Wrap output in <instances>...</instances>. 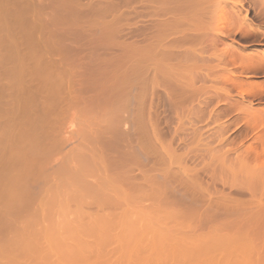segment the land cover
Masks as SVG:
<instances>
[{
    "label": "bare ground",
    "instance_id": "bare-ground-1",
    "mask_svg": "<svg viewBox=\"0 0 264 264\" xmlns=\"http://www.w3.org/2000/svg\"><path fill=\"white\" fill-rule=\"evenodd\" d=\"M73 1L71 2V6L73 4ZM76 1H75V3H76ZM207 1H209V4H207L208 3ZM210 1L211 0H142L140 2L142 4L144 10H146L148 6H149L148 8L153 7L152 10L149 9L148 11L144 12L143 15L146 17H148V16L152 17L153 19L150 20V24L148 23V24L143 25V27H142L143 31L141 29V31H142L141 36L143 37L142 38L143 44H142V46H140L141 47L140 49L138 48L137 51H134L135 50V47H133L134 45L132 46V44H130V43L126 44L123 42L124 44H121L122 46L121 45L120 46L124 47V50L126 49L125 55H122V56L120 55L121 57L117 56L119 58H116L115 61L113 59H111V61L110 60L108 61L107 58H110V57L105 58V57L101 56L103 58L100 57L99 60L97 57H96L97 59L94 58L93 60L88 57L90 60L89 59L83 60V62H81V66H93V67H87L83 71H82V69L84 67L82 68L80 66V68H82V69L78 68V66L74 63L75 60L73 61L74 65L77 66V67L75 66L76 69L77 68L79 69V70L77 69V71L79 72L81 70L79 73H77L79 75L78 77L81 76V78L78 80L74 79V77H73L74 72L73 71L70 72V70H66L67 71L66 76L69 77L71 75L72 78L67 77L68 79L66 80V84L68 85V83H67L68 80L70 81V82L68 81L70 84L68 85L69 87L67 88V90L66 91L64 90L65 92L63 91L64 92L63 94H65L63 96H66L68 103L66 102L67 103L66 107L60 106V107H63L62 114H64L65 111H67L68 109L71 110L73 106L77 107L78 109H79V107H81L80 108L81 112L86 116L93 115L95 113L97 114V115H93V117L91 116L92 118L89 116L91 119H90V122L87 121V123H90V126H92V125L94 126V124H92V121H93V119H95V121H96V117H98L97 119H99V120H97V121L99 123H97L96 126H94L95 129H92L93 127H88V128H91L92 130H95L97 133H94V131L92 132L90 130H88L89 133H87L86 132L87 130H86L84 132L85 138L79 136V138L81 137V142H80L79 138L77 137L78 138L77 141L79 143H82V141H83L82 144H84L85 141L88 139L89 140L88 142L91 143V145H93L91 148L86 143H85L86 147L80 146L81 148H79V147H78V149L73 148L72 151H70L71 149L69 148L70 149L69 154H66L68 152L63 150L66 152V153H63V155L64 154H66V155L63 156L61 154L63 156L61 158L57 155L58 154L57 152H59V149L56 152L57 157H56V155L53 156L54 154L52 155L51 153L50 154L52 156L49 155V157H48L47 154L49 153V151L47 153V149L45 151V149H43L44 147L41 149V151L42 150L45 151V152L42 151L43 154H41V151L38 152V148H41L42 146L41 147L39 146L40 140H38L37 131L34 132V130H33V128L35 129L38 126V125H35V122H37L36 121L37 119H34L36 117H31V116H33V115H31L32 111H33L32 109H34L35 107H38V106L34 107V104H33V107H34L33 108V107H31L32 105H30L31 103L29 102L28 97H27V94L30 93L27 91H29L30 89L29 90H26L27 88L26 89H24V88L19 89V85H20V82H22V78L27 76V71L30 70V68L28 69L29 63L32 62L33 64H35L36 61H38L37 57L35 56L36 58H33L31 56H27V54L23 55L24 53L22 54L23 56H20L21 55V53H20L19 56H15V57L13 56L12 57V55L7 54V52H5V51L2 52L3 49L6 51L10 50L9 47L7 49H6V47L2 48V50L0 49L1 63H2V65L4 64V68H3V66L0 65L3 68L0 71V93L3 90V92H2L3 96L5 94V99H3L4 98L3 96L2 97L0 96V135H1L0 139H3L4 137L5 138L8 137V134L6 132H4V133H5V135L7 134L6 135L7 137L2 133L3 130L6 129L5 125L8 124L9 122H12V120L18 121V122L14 121L15 124H13V125H15V129H14L15 131L13 132L14 137L12 136V138H15V141H14L15 144H14L13 148H10L9 153L7 152V154H9L8 159L10 158V163H9L10 165L6 163L7 165H9V167H8V169L6 168L7 169L6 172L2 173V175H1V176L4 175L3 179L6 182V186H5V182H4V188L2 189L0 187L3 190V191H1V189H0V204H1L0 207L3 209L2 210L0 208L2 210V212H0V213L6 214V211H8L9 209L12 211L13 209H11L12 208L11 206L14 205V203H17V205H19V203L21 201L18 202L17 200L19 197H21V198L23 197L21 194L24 193L25 191L22 192L21 191L22 188L24 186H27V184L29 185V183H26V185H24V184H25V182H27L26 179L27 178L29 179V177H30L29 175H30L31 169H34L36 167H40L39 169L41 170L42 167H48L52 163H55L54 161L58 160L57 163L54 164V166L57 167L56 170L54 169V171H52V173L50 175L44 176L45 177L44 184H42V186H38L39 188L37 189V193H36L37 195L35 197V199H36L35 200V206L36 207L33 209V211H31L27 214L28 215L27 217H26V214H23V216H25L24 217L25 219H21V220H23L22 227L21 226L18 227V225H16L19 228L18 229L19 231L12 229V230H14V235L10 238L7 237L8 239L7 238L5 239V237H4L5 245H0V264H117V263L119 264L118 261H120V264H122V262L125 264H128V263L134 264L133 262H136L135 264H140L141 262L140 263H138V262L143 260V258H145L144 261H146V264H148V263L150 264L151 261H154V264L156 262H158L157 264H161V263L162 264H171V263L173 264L174 261H181V263L182 262L186 263L187 260L188 261L190 260L189 262H191V260H192L191 263L195 264V262L199 261L200 259L201 260L207 259L205 254H203L204 253L203 249L204 250L205 249L212 250L213 248H216L219 246L226 248L227 245H229L230 243H232L230 246H232L235 243V245L237 246V248L239 247V249L236 250L237 248H235L234 249V251L236 250L235 253L233 252V250H230L228 253L227 251L229 249H233L235 247V245L232 247H230V246L227 247L226 249L229 248L228 250H224V249H222V247H219V250L217 249L218 250L217 251V259L219 258L221 252H223L222 254L228 253L227 254L228 257L225 254H224V256L221 254L223 256L222 258L220 257L222 259L221 263L227 264V261L225 262L223 260L224 259L227 260L226 257L228 259L230 257V260L233 259L235 261V259H236V261H235L236 263L233 260H231V261H233V262L230 261L231 264L232 263L233 264H237V263L241 264V262H243L242 264H255V262L253 263V261H255L257 258L255 257L256 259H254L250 263V257L252 258L253 256H255V252L256 253L258 252V250L260 249L259 247L262 246V244H261L262 240L260 242H258L259 239H261V237L260 238L258 237L260 234V231L258 233V230L261 227L260 228L256 227L257 224L254 225V223H255L254 219H256V217H259L262 215L264 216V203H261V201H259L258 203H255L252 201L251 202H249V201L248 202H240L241 200L239 199V201H237L238 198H234L232 194L237 193L240 196V194L245 195V192L246 193L249 192L250 197L255 196V195H257V197H258V194H259V197L261 196L262 198H264V135H263L264 131L263 130L257 131L256 134L254 133L251 137L249 136L250 131H253L255 129V127H257V125L260 127L261 123L262 124L264 123V112L261 110L263 114H261V111H260V113H258V112H256L257 110H255L256 108L254 109L250 104L247 105V103H246L245 108L243 107L244 109H242V113H244L245 115L247 114V116H249V119H248L249 121L246 122V124L244 126H242L243 128L239 127L240 129H238L236 127L237 129L233 130L231 132L228 124L217 125V126H215L216 129L213 130L214 132H212V134H210V133L207 134V135L212 136V137H210L212 140L210 141V139H208L209 141H207V146H205V148L202 146L205 144H201L202 148L200 145H198V146H200V149L195 150V149H193V147L189 148L190 150H187V153H185L186 152L185 151L184 152L185 155H183V156H179L178 155L179 152H177V155H178L177 156L175 154L176 152H171V149L169 151V148H168V149L162 150L165 152V156L163 154H162L163 156H160L161 154L156 150V147H157L156 144H158V142L157 143L155 142V140L156 141L158 140L159 144L161 142L159 140V137H160L159 133L157 132L158 126H155V125H158L160 123L158 121L155 122V120L153 121L152 118L150 117L153 114L156 116L157 109L153 108V106L155 104L153 106H151L152 102H151V104H149L150 106L147 105V111L149 114L148 116L152 120L150 123L148 122L149 117L146 114L147 111L144 109V107H145L144 104L146 105V102H147L146 99L149 97L148 93L151 92V94H152V93H154L155 90H156L155 92H157V90H158V92H160L159 89H161V88L157 89V87L161 86V85L163 86L164 91H166L164 93L166 95L165 98L167 100L166 104L168 105L166 110L168 109L167 111L169 112V109L173 110V107H176L177 104L179 107V105L182 103L183 99L184 100L188 99L187 97L186 98L182 97L181 100L178 99L179 97L181 98V96H183L184 94H185V96L187 95L186 91L188 89H184L185 91H183L184 87L189 86V88H190V86H191V88H193L192 87L193 84H195L198 81L199 82L203 81L204 83H205V81L209 82V79L211 78L210 76H213L214 77L213 80H216V82H219L221 84H224L225 81L227 79H230V78L234 81L235 80L241 81V79H238V77H237L239 75V73L237 76L235 75L236 77L234 76V74H237L236 73L237 70H235V69H238V68L240 69V70H238V72L240 71V73H244L245 75H243V76H246V77L250 76V75L249 76L247 75L248 73H261V71H264V50H262V49L257 50L256 49L257 51L255 50L256 51L255 53H251V52L250 53H244V51H242V49H240V47L237 48L232 43L233 41L234 42L236 41L235 38L237 37L238 40H241L246 44L256 41L257 44L264 45V43H262L264 41V29H262L260 26H256L252 22H249L250 20L247 21L246 14L248 13V8L246 9L243 6L244 5L243 2L245 0H219V1L216 0L217 2L214 0L215 2L214 1L211 2V3H214V4H212L213 7H211L212 5L210 6V4H211ZM251 1H250V4L254 5L252 7V9L255 10V11L253 10L254 15L255 16L257 15V17L259 16L260 18L262 17V20H264V5H263L264 0H251ZM262 1H263V4H262L263 11H261L262 8H260ZM66 2L69 3V1H66ZM258 2L260 3V5H258ZM11 3H12V1L10 2V0H0V30L2 29V27H5L6 33L8 30L13 31V28H11V24H10V22H12L10 20V17L11 18L13 17L12 15L10 16V14L13 13V11H11V9H13V7H11ZM76 4H78V3H76ZM76 4H73V6H75V8H76ZM79 4H80V2H79ZM151 4H153L152 7H150ZM205 4L208 5L209 7L204 6ZM220 4H221V6H220ZM227 4H229V5L227 6ZM26 5H27V3H26ZM81 5L84 6V4H81ZM85 5H86V7L88 6V4H85ZM61 6H65V5H61ZM101 6H103V5H101ZM58 7H60V6L58 5ZM68 7H69V5H68ZM114 7H115V5H114ZM219 7L221 9H219ZM228 7H229V9H228ZM63 9H64V7H63ZM243 9H244V13H243ZM80 10H82V7L80 8ZM97 11H98V9H97ZM134 11H136V10H134ZM149 11H150V13H147ZM89 12H90V10H89ZM105 12H108V11H105ZM211 12H214V14H213L214 17L219 12L220 13L218 15L223 13L222 14V17H223L222 21L224 20L225 25H223V26L222 25L221 26L216 25L215 22L218 23V21H215L216 18H213V21H215L214 23L210 21V24H209V22H207L206 26H204V22H205L204 19L207 18V21H208V17H206V16H208L209 14H212ZM70 14L72 15V13H70ZM94 14L97 15L98 13H94ZM134 15H135V12H134ZM77 16H78V13H77ZM130 16H133V15L130 14ZM213 16H210L209 18L212 19ZM91 17L93 18V16H91ZM112 19H114V18H112ZM89 20H91V19H89ZM111 22L109 21V23H111ZM91 23H93V22H91ZM91 23H89V24H91ZM12 24H13V22H12ZM103 24H102L103 26L101 25L102 28L105 26V23H103ZM207 24H208V26H207ZM8 25H10L9 28H11V29L7 28ZM113 25H115V24H111V26H113ZM116 27H114V28H116ZM125 27H126V25H125ZM81 29H84V28L82 27ZM119 29H121V28H119ZM104 30H102L101 32H103ZM131 30H132V28H131ZM131 30H129V31H131ZM5 32L2 31V33H5ZM110 32L107 31L106 34H108ZM115 32H116V30H115ZM6 33L4 34L5 36H6ZM9 34H10V32H9ZM9 34H7L8 36L6 37V39L9 42L10 48L13 45H14L13 47H15V45L17 46L18 42L14 43L16 41L15 40L13 41V39H12V41H13L12 42L10 39L11 34L10 35ZM110 34H113V32ZM115 34L118 35V33H115ZM100 35H101V33H100ZM11 36H13V34ZM231 36H232L231 43H229V44L225 43L226 41L224 42V40H223L224 37L229 38ZM12 38H14V37H12ZM113 41H115V40H112L111 42L109 40L108 44H110L111 46L117 45L118 41H116L115 43H113ZM119 42L122 43L121 41H119ZM0 43L3 45V43H6V41L0 42ZM219 43H223L224 47L220 48ZM237 43H239V42H237ZM7 44L8 43H6V46H7ZM11 44H13V45H11ZM23 45H25V44H23ZM105 45L107 47V44H105ZM21 46L22 45H20V47ZM120 46H116V47L118 48ZM244 46H246V45H244ZM3 47H4V45H3ZM26 47L27 46H25V48ZM15 49L16 48L11 49L13 54L15 52L14 51ZM18 49H20L19 46H18ZM18 49H16V50H18ZM102 49H103V47H102ZM23 50H25V52H27L26 49H24V46H23V49L21 51H23ZM10 51H9V53H11ZM18 51H20V50H18ZM91 52L93 53V49ZM64 54H66V53H64ZM109 54L111 55L110 52H109ZM93 55H94V53H93ZM62 56H63V54H62ZM75 57H77V55ZM79 57H80L79 59L81 60L82 57L81 56H79ZM111 57H112V55H111ZM66 58H64L65 60L62 61V63H66V61H67ZM73 58H74V56H73ZM104 58H105V61H104ZM70 59L73 60L72 58H70ZM101 59H103V60H101ZM58 60L61 61L62 59H58ZM67 62L70 63L71 61L69 60ZM188 62H190V63L192 62V64L188 65ZM212 62H214V64H210ZM71 64H72V62H71ZM27 65H28V67H27ZM74 65H73V67H74ZM64 68L67 69L66 67H64ZM33 69H31V70H33ZM69 69H70V67H69ZM182 71H188L190 73L189 74L187 72L188 75H190L189 76L190 78L188 80V84H190V85L186 84V82H184L185 80H183V81L180 80L181 77L180 78L178 77V76H180V73ZM200 71H202V72H200ZM31 72H30V74H31ZM47 74L50 75L49 72H47ZM181 74H183V73H181ZM49 75H47V77L51 78ZM240 75L242 76V74H240ZM31 76H33V75H31ZM53 76H54V74H53ZM246 77H244V78H246ZM25 78H27V77H25ZM36 78H38V77H36ZM59 78L61 79L62 77L60 76ZM63 78L65 79V77H63ZM51 79H47V80H50V82L49 81L46 82L47 80L45 79V84L48 83V84H46V85H48L47 87H49L50 85H52L54 83V82H51ZM186 79H188L187 76H186ZM231 79L227 80V82L229 81V83H225V84H230V82H231V84H233V81ZM23 80H24V78H23ZM52 80H54V79H52ZM38 82H39V80H38ZM61 82H62V80H61ZM61 82H59V84ZM49 83H51V84H49ZM184 83L187 86H185ZM248 83H249V81H248ZM254 84H255V87L261 88V89L256 90V89H254V87L248 86L250 88V90L248 88H247V90H244V88H243V90L246 92L250 91L248 93L252 94L253 96L256 95V92H258V94L260 92L263 95L264 82L254 83ZM248 85H250V84H248ZM52 86H54V84ZM194 86L196 87V85H194ZM39 87H40V85H39ZM244 87H245V85H244ZM36 88H38V87H36ZM51 88L50 89L47 88L49 90L47 92H49V93L46 94L47 96L45 94H43L44 99L42 98L41 99L42 102L40 103L41 108H42V112L44 114V111H45V113H47L46 115H48V114L51 115L52 114L51 112L55 111V110H53V108L56 109L57 108L56 106H58L57 104L60 103L59 102L60 100L58 99L60 97V96L58 97L59 94H56V95L54 94L56 96V98L57 97L58 98L53 99V98H55V96L53 94H50ZM200 88L198 86L196 87V89H198V90ZM201 89L203 90L204 88L202 87ZM191 90L192 89H189L188 91L190 92ZM193 90H195V89L193 88ZM25 91L27 92V94ZM55 91H57V89ZM55 91H52V92L55 93ZM192 91H191V93H192ZM223 91L224 90H222L221 92H223ZM194 92L196 93V91H194ZM213 92L211 94L206 92L208 95L210 94L209 96L205 97V99L207 100L206 101L207 105H210L211 100L213 98H219V94L217 93V88H215V91H213ZM160 93L162 94V92H160ZM191 93H188L189 96L191 95ZM48 94L50 95V97H48L49 96ZM44 95H45V97H44ZM153 96H155V95L153 94ZM31 97H32V95H31ZM52 99L53 100H59V101L55 102ZM232 99L233 98H231V100ZM63 100H61V101H63ZM178 100H180L181 103H180V101L178 102ZM204 100L201 101L203 104H205ZM225 100H227V99H225ZM228 100H230V98ZM228 100H227V102H228ZM50 101L55 102V103H51ZM144 101H146V102H144ZM148 101H150V100H148ZM187 101L188 100H186V102ZM193 101L194 100L192 99V102ZM184 102L185 101H183V103ZM155 103H157V101ZM230 103H233V102H230ZM50 104H53L54 107L51 106ZM206 104L204 106L207 108ZM141 105H143V107H141ZM50 106L52 107L51 110H50ZM233 106L236 108H240L238 104L237 105L232 104L231 107H233ZM67 107H68V109H67ZM165 107H166V105H165ZM183 107H186V106H183ZM234 107L232 109H234ZM199 108L200 109H197V110L195 109V111L199 112L200 119H198V120H201L202 117L204 116L203 115L204 110H202L203 108H201V106ZM236 108H235V110H236ZM154 109H156V110H154ZM176 109H175V112H176ZM183 109H185V108H183ZM262 109H264V108H262ZM144 110L146 112H144ZM237 110H240V109H237ZM183 111H185V110H183ZM205 111H206V109H205ZM37 112H38V110H37ZM194 112H193V114H194ZM213 112H214V110L212 111V113ZM71 113H74V110H73V112L71 111ZM71 113H69L68 115H70ZM75 113H74V116H73V114L70 115V116H73L74 121L77 120L76 115H77L78 111L77 112L75 111ZM82 113H80V115L83 118L84 115ZM123 113H125V115L127 114L126 117L123 116ZM177 113H179V112L177 111ZM197 113H195V114L197 115ZM210 113H211V111L208 112V118H209ZM145 114H146V117H145ZM167 115H170V114H167ZM172 115H173V113H172ZM179 115H180V113H179ZM185 115H187V113ZM201 115H202V117H201ZM77 116H79V115H77ZM94 116H95V118H94ZM155 116H154V118H155ZM61 117H62V115H61ZM61 117H60V119H61ZM180 117H182V116H180ZM46 118H48V121H49V117H46ZM57 118H58V116H57ZM57 118H56V120H57ZM146 118L148 119L147 123L145 120ZM66 119L71 121L72 118L70 119L67 116ZM130 119H131V121H130ZM166 119H165V121H166ZM170 119H171V117H170ZM50 120H53V118ZM127 120H129V123L131 122V124L133 125V127H131V129L133 128L134 130H132L133 133H131V135L133 136L134 134H136L138 137L135 139L136 142L133 141L134 139L132 137H130V138L128 137L129 142L126 141L127 135L130 136V134H129L130 132L128 130H127V132H125L124 129H123L124 130L123 132L118 130L120 123H124ZM162 120L164 121V119H162ZM60 121L61 120H59V124L63 120L61 122ZM74 121L72 120V124ZM201 121H203V120H201ZM83 122H84V120H83ZM44 123H46V122H44ZM63 123H65V122H63ZM84 123L86 124V122H84ZM144 123L145 124H148V123L151 124V125L148 124L150 127L149 130H148V125L146 127ZM207 123H208V121H207ZM126 124H124V125H126ZM61 125H63V124H61ZM163 125H165V124H163ZM66 126H62V128L65 127L63 129L66 130L69 127V125L67 127ZM176 126H177V124H176ZM207 126H208V124H207ZM47 127H49V126H47ZM55 127H56V125H55ZM151 127H152L153 131H152ZM7 128L10 129V126ZM58 128L59 127H57V129ZM60 129L57 130V133L59 136H61L60 135L61 131L58 132ZM120 129H122V128H120ZM179 129H177V130L179 131ZM181 129H183V127H181ZM197 129H193L192 133L194 130H195V132L196 131L198 132ZM81 130L83 131L84 129H81ZM159 130H161V127ZM167 130H169V128ZM6 131H7V129H6ZM66 131L68 132V130H66ZM66 131L64 132V135L61 137L66 138V136H67V135L65 136V134L67 133ZM118 131L121 133H118ZM146 131H149V135L146 133ZM150 131H152V132L150 133ZM155 131L158 133V135ZM178 131L174 130L173 132L176 134ZM228 131H230V133ZM52 132L54 133V131H52ZM91 132L94 133V136H92L90 134ZM165 132H167V131H165ZM190 132H189V134H190ZM70 133L71 132H69L67 134H70ZM174 133H172L173 137H172L171 133H170V135L172 138H174V136H175L176 137L175 139L179 140V142L176 140H175V142L173 141L174 143H176V142L178 143L177 147H179V148L182 147V149H183L185 146L187 147L189 145V142L186 143V141H185L186 138L184 139L185 135L184 136L179 135V136H182L183 137L182 138V137H179L177 135H174ZM196 133H195V136H194V134L192 135V136H194V138H197V136H199V135H196ZM201 133H202V131H201ZM54 134H56V133H54ZM89 134L91 135L92 138L90 137ZM108 134L110 136H108ZM162 134H164V133L162 132L160 135H162ZM58 135L56 134L55 136H58ZM78 135H80V131L78 132ZM187 135H188V133H187ZM42 136L43 135H41V137ZM46 136H48V135H46ZM76 136H77V134H76ZM156 136H157V138H156ZM192 136H191V138H189V137L188 138L192 139ZM70 137H72V139H73L74 136H70ZM171 137H170V139H171ZM200 137H202V136H200ZM48 138L50 139L51 137H48ZM194 138L192 140H194V142H195ZM207 138H208V136H207ZM55 139H56V137H55ZM62 139H61V141H62ZM160 139H162V138H160ZM202 139H204V138H202ZM11 140L13 141V139H11ZM43 140H45V139H43ZM172 140L173 139H171L170 142H168L169 143V145L167 144L168 146H170V143L172 142ZM205 140H207V139L205 138ZM205 140H202V141H205ZM55 141L56 140H53V143ZM59 141H60V139H59ZM59 141L57 140V142H59ZM124 141H126V142H124ZM200 141H201V138H200ZM46 142L48 143V141H45L44 143H46ZM76 142H75V144H76ZM122 142L127 143V145L125 147L126 148L128 147L127 149L125 148L126 150H123V151H122V149L120 150L121 145H119V143L121 144ZM133 142H135L134 147H133L134 149H132L130 147ZM49 143L51 144L50 141H49ZM66 143H67V141H66ZM79 143L77 144L78 146L80 145ZM95 143H97L96 144L97 146L95 145ZM212 143L213 144L215 143V144H214V146L210 147ZM50 144H48V146ZM57 144H60V143H57ZM71 144H73V143H71ZM163 144H162L161 148L163 147ZM190 144H191V142H190ZM198 144H200V143H198ZM2 145H4V144H2ZM54 145H55V143H54ZM94 145H95V147H94ZM114 145H117V146L115 147ZM192 145H193V141H192ZM52 146H53V144H52ZM52 146H51V148H52ZM73 146H75V145H72V147ZM4 147H6V146L4 145ZM58 147H59V145H58ZM98 147H100V149ZM121 148H122V146H121ZM130 148H131V151L129 150ZM178 149H177V151H178ZM3 150H2V153H3ZM48 150H49V147H48ZM7 151H8V149H7ZM63 151L60 150V153ZM50 152H52V150ZM5 153H4V155H5ZM45 153H47V154H45ZM43 155L44 156L46 155V156L44 157ZM204 157H208V158H206L207 161L205 160ZM192 158H193V160H197L198 158H200V159L202 158L201 162L206 161L203 163L200 162L201 165L199 164L200 160L198 161V164L200 165L201 168L198 166V164H196V166H198V167H196L194 164V167H196L199 170L201 169L200 172L198 170L193 169L194 172L192 174V171H191L192 168L189 169L190 170L189 171L188 168H186V167H188V166H186L187 164L185 165L183 163L186 160L191 161L190 159H192ZM139 159H141V160H139ZM2 160H3V158H2ZM8 162H9V160H8ZM161 163H163V165H162L163 167H168V168L171 167L170 165L173 166L175 164L176 165L178 164L177 166H180L183 169L182 172H184V170H186V169L188 170V171L187 170L186 171L189 172V174L188 173L185 174V175H187L186 176L187 180L185 178H183V180L181 182H179V184L182 185V189L179 190V193H178V190L177 191L175 190V192H177L178 194L182 193L183 197L187 196L189 198L190 203H188V204H191V202H193V201L195 203H198L199 201L202 202L201 200H198V198H200V199L203 198L205 200H203V199L202 200L207 203V206L208 205H210V206L207 208H206V206H204L206 209L203 208L204 209L203 210L201 208V205L196 204V206L198 205V207L201 208V211H200V209L192 208V206H190L188 204L187 205L190 206L191 208L188 206H185V207H183V209H181L178 206L179 204L176 205L177 208L178 207L180 208V209L178 208L179 210H174L173 208H167L168 206H166L165 203H169L168 202L169 198L173 197V196H171L172 193L175 194V192L173 190L175 187L173 186L174 188L172 187V189L170 187L171 190H169V187L167 189V187H165V186H167L166 184H168L170 182L175 183V181L172 179H170V181H169V178L171 177L170 176L171 173L174 172L173 173L174 176H177L178 174L175 175V173H177V169H176V172L174 169H173V171H171V169H170V171L164 172L165 173V174H163V175H165V176H163L164 181L162 179H161V181L165 182L167 177H168V179H167L168 181L166 180V182L163 184L162 182L159 181L160 179L157 180L158 178L156 177V175H154V174H156V173H154V171L158 172V173H159V171L163 172L162 169H160L159 171H156L157 170L156 167L159 168L160 167L159 165ZM181 164L185 165V167L181 166ZM4 165H3V167L5 168L6 165L5 166ZM54 166H52V167H54ZM162 166H161V168H162ZM69 167H72V168H69ZM132 167H140V171L138 170L139 172H141L140 177L137 174H135L139 178L135 177V175H134L135 168H132ZM144 167H147V169ZM223 167H229L230 168L231 176L229 175L228 176L229 178L222 179L220 177V175L223 171ZM1 168L2 167H0V169ZM168 168H165V169H168ZM42 169H44V168H42ZM99 169L101 171H98ZM132 169H134V170H132ZM94 171H98L101 175L100 174L98 175L97 174L98 172L95 173ZM132 171H133V175H131ZM190 172H191V176H190ZM37 173H40V171ZM179 173H181V172L179 171ZM200 174H201V176H203V174H204V176L206 175L207 178H209V181H211L210 184L211 185L213 184L212 185L213 187L216 186L214 183H216L218 181L221 183V184L220 183L219 184L222 185L223 187L225 185H227L231 191L229 190L226 193L231 192L230 194L232 196L229 195L230 198H228V195H226V196L222 195L221 196V194H222L221 188L220 187H218L219 189L216 188L218 186V184L215 188L212 187L213 190L211 189L210 184L208 185V187L210 186L209 187L210 189L205 188L206 189V191H205V189L202 188L203 186H201L200 188H202L203 190H200L198 187V178H199ZM37 175H38V178H39V176H40V178L42 177L41 176L42 174H37ZM88 175L91 178L94 176H97V177H95V179H96L95 183L94 182L89 183L90 181L88 182L86 180L88 178L87 177ZM181 175H180V177L182 178L183 175L182 176ZM1 176H0V178H1ZM159 176L161 177L160 174H159ZM31 177H32V175H31ZM44 177H42V178H44ZM165 177H166V179H165ZM40 178L38 180H41V182H43L44 179H40ZM200 178L202 179L203 177H200ZM92 179L94 180V178H92ZM24 180H25V182H24ZM185 180L188 182H185ZM32 181H33V179H32ZM178 181L179 180H177L176 182L178 183ZM172 183H170V184H172ZM180 185H178V186L180 187ZM1 186H3V185H1ZM21 186H22V188H21ZM20 188H21V190H20ZM28 188L29 187L27 186V189ZM164 188H166V189H164ZM34 190L36 191V189H34ZM165 190H167V191L169 190L172 192V193H170L171 195L169 194L170 195L169 198L163 197V195L165 193H167V191H165ZM190 190L192 193H194L192 198L189 197V196H192V193H191V195L189 194V196L187 194L188 192H190ZM225 190L226 189H224V191ZM177 193H176V195H177ZM217 193H218V196L220 195V197H217ZM223 194H224V192H223ZM213 195H215L214 198L216 197L214 200L215 203L213 202V199H214L212 197ZM244 195H242V196H244ZM178 196H179L178 203L179 202L181 203V197L182 196L181 195H178ZM204 196H208L209 199L207 197H204ZM246 196H248V195H246ZM175 197H177V196H175ZM259 197H258V200L261 198V197L260 198ZM166 198L168 199V201H166L167 200ZM206 198L208 201H206ZM86 199L90 200V202L88 203L89 206L90 207L92 206L94 208V209L92 208L94 212L92 211L90 214L91 216L93 215L92 217L89 216L88 211H85L87 213V215H85L86 213L84 212V209L82 208V206H83L82 203H87V202H85V201H87ZM170 199H172V198H170ZM174 199L176 200V198H174ZM233 199H236V200H233ZM20 200H22V199H20ZM145 200H149L147 203V204H149V206L147 205L146 208H144V210H141L139 208V206H140L139 203H141L142 201H145ZM209 201L210 202L212 201L213 203L211 202L212 204L211 203L208 204ZM263 201L264 200H262V202ZM71 202H73L75 204V209L73 210V212L78 216V218L74 222L75 224L73 223V221L70 223L67 220V222H66L64 220V218H63V220H64L63 224H59V223H61L59 221H58L59 223H57L56 221L58 219L55 220V218H56L55 216L59 215L58 217H60V215H62V214L67 215L72 210L70 208V204H72ZM120 202H121V204L124 203L123 204L124 208H120V207L117 208L118 204ZM150 202L152 204H150ZM183 202L186 205V202L184 200H183ZM200 202H199V204H200ZM131 203H134V204H131ZM153 203H155L154 206H153ZM182 203H181V206H183ZM130 204L132 205L131 207H129ZM214 204H215V206H213ZM85 205H84L85 210L89 209L88 207L86 208L87 205L86 206ZM8 206H10L11 208ZM151 206H153V207L151 208ZM15 207H16V204H15ZM15 207L13 206V208H15ZM186 207L189 209H187ZM184 208H186V209H184ZM15 209H14V211H16ZM146 209H148V210H146ZM112 210H114V211H112ZM9 211H8V213H9ZM17 211H19V210H17ZM29 211H30V209H29ZM106 211L107 212L112 211V213L111 214L107 213L108 215L107 214L105 215ZM220 211H221V214L231 215L235 218V221H234V219L232 220V218H230L231 220L228 219L230 221L224 220L225 219L224 217H223L224 219L218 218V221H219V219H221V222L223 221L224 224L227 222V224H225V225L223 224L221 226H227L229 229V228H232V226L234 225L236 230L242 229L243 233H245L246 231H247L246 233H248V230L252 231L251 228H253V229L255 228V230H254L255 232H252V233L249 232L250 233L249 235L251 237L255 236L256 239L254 237L252 239V240H254V242L250 240V238H249L250 236L244 235L243 233L241 235L240 234L241 231L239 232L238 230H237L238 232L237 231L236 232L239 233L240 237H236V235H235V237H231L230 235H229V237H225V234H222V235H224L223 237L227 238L226 240H225V238L223 239L222 235L220 236L216 232L215 234H217V236L220 238L219 239L218 237L215 236L214 232H211L212 231V228H211L210 229L211 231H209V232L211 234L213 233L214 235L213 234L212 235L214 237L211 236V238L209 240L207 239V237L209 235L206 237V235H204L205 233L203 234V232H202V234H200V235L201 236L204 235L203 239L200 235H199V237L197 235L195 236L198 238L201 237L200 239L195 238V237H193V239H192V237H191L192 240H194V238L196 240H199L196 243H195V241H192L190 239L191 243L194 242V244H196V245H194L193 243L191 244L189 242H186L185 240H180V242H179L178 238L175 241V242H177L175 244V242H173L174 241L173 239H175V238L172 239V237L174 236L173 234L176 235V233L173 231V228L171 227V229L174 233L171 232V229H169L170 227L167 228L168 229L167 232L162 230L163 226L161 227L163 220L164 219L170 220L169 217H172L174 219H178L182 216L189 215L191 219H193V217L196 216V217H194V219L198 218L199 221L201 218L200 224L198 223L199 222L198 219L197 220L193 219L194 222L197 221L196 224L198 223L197 224L198 226L196 224H194V226H196V227L192 226V228H191V226L189 227V225L184 226V228L186 226L188 227L186 229L189 230V232H188V234H189L190 232H192L191 230H193L194 228L199 229V230L200 229H206L207 226H205V225H208V224H206V222H204V221H206L205 219L207 217H213V216L215 217L216 215L219 214ZM25 212H26V210H25ZM89 212H90V210H89ZM132 213H135V215H136V213L139 214L140 216L139 215L138 216L140 217V219L138 218V220H137L133 217L135 219L134 220L133 218H131L134 215ZM148 213L153 214V216L150 214L153 218L156 217V215L157 216L158 215L159 216L160 215H167L168 219L165 218L166 216L165 217L163 216L164 218H162V216H160L161 221H162V222L160 221L161 224L157 223L158 220L156 221L155 225H154L155 221H154V223L150 222L152 225H154L152 227V225H149L150 220H146V217H144V215H143V214L149 215ZM20 214H22V213H20ZM75 214H74V216H75ZM14 215L16 216V214H14ZM142 215L144 218L141 217ZM17 216H19V218H20V215L17 214ZM64 216L62 215L61 217H64ZM85 216H86V218H88V219H86L87 222H84L82 220L83 217H84L83 219L85 220ZM3 217H4V215H3ZM217 217L218 216H216V221H217ZM219 217H221V215ZM15 218L17 219L18 217H15ZM15 218L13 217L12 219H15ZM19 218H18L17 222L20 221ZM21 218H22V216H21ZM66 218H68V217H66ZM130 218L132 221L130 220ZM153 218L150 217L151 220ZM246 218H248V219H246ZM259 218H258V220L260 221L261 218L260 219ZM203 219H204V221H203ZM207 219H209V218H207ZM213 219H215V218H213ZM238 219H240L239 221L244 220L245 223H241V222L235 223L236 221H238ZM63 220H61V221H63ZM73 220H75V217ZM209 220L211 221L212 218ZM3 221H4V219H3ZM187 221H185V219L182 218L181 224H183V222H185L187 224ZM210 221H208L210 223L209 225H213L212 222H210ZM262 221H263V218H262L261 222ZM15 222L16 221L13 220L12 224L14 225ZM20 222L22 223V221H20ZM44 222H46V223L44 224ZM219 222L217 224V227H215L216 225H214V227H215L213 229L214 231H217V229H223V227L218 226V225L222 224V223L219 224ZM246 223H247V225H246ZM16 224H18V223H16ZM157 224L161 227V229H159V226ZM163 224H165V222ZM240 224H241V226H238ZM244 225H245V227H244ZM248 225L250 226V228L248 227ZM16 226H14V227L16 228ZM166 227H167V225H166ZM227 227H224V229H226ZM246 227L249 229H246ZM208 228H210V226L207 227V230H208ZM243 228H245L246 231ZM10 229L11 228L9 226V230ZM228 229L224 230L225 233L226 232L232 233V231L234 233L233 228H232V230H230V229L228 230ZM256 229H257V231H256ZM168 231H170L173 234H170ZM196 231H198V230H196ZM196 231L194 230L193 232L196 233ZM200 231H202V230H200ZM229 231H231V232H229ZM7 232H8V230H7ZM220 232H221V230H220ZM9 233H11V231ZM195 233H193V234H195ZM253 233H255V234L258 233L257 234L258 238L256 237L255 234L252 235ZM170 235H173V236L171 237ZM241 236L244 239H247V241L245 240L247 242V244H246L247 246H245V247L248 248V251L254 252L253 256H251L250 253H248V256H246L244 254L245 253V247L243 245L245 243H243L242 241L239 242V238L243 239ZM246 236L248 238H246ZM179 239H181V238H179ZM204 239H207L208 241H205V244H201V241H204ZM248 239H249V243H248ZM6 240H8V241H6ZM231 240L233 242L235 240V242L233 243V242H231ZM255 240H256V242H255ZM1 242H3V239ZM199 242L201 245L199 244ZM228 242H230V243H228ZM255 243H257L258 245L261 244V246L258 247L257 244L253 245ZM263 243H264V241H263ZM113 244L118 247V248H116L117 251H115V252H117L118 257L113 256V255H117L116 253L114 254L113 251H112L113 255H112V253H110L111 252L110 247H112ZM240 244H241V246H240ZM114 245H113V247H114ZM202 245H204V246H202ZM249 245H251V246L249 247ZM255 246L258 248H256ZM115 247H114V249H115ZM199 247H201V248H199ZM242 247L244 248V252L242 250L239 251L240 249H243ZM252 248L253 249L256 248L257 251L253 250ZM106 249H108V250H106ZM200 249H202V252L200 251ZM152 250H155L156 253L153 252L154 254L150 258V256L147 253L151 254ZM191 250H194L195 252H197V255L203 254L205 256V258H204V256L202 257V255H199L200 257H197L196 253L195 254L193 253V255H196V257L193 256L192 254H189V253H192V252H189ZM261 250H264V249L261 248ZM219 251H220V253H219ZM231 251H232V255H231ZM246 251H247V249H246ZM108 252H109V254H108ZM143 252H145V254H147L148 256L147 255L144 256ZM210 252L212 253L213 251H210ZM215 252L216 251L213 252V254H215V255L211 254L210 260L207 259L205 261H202V264H203V262L205 264H211V263L214 264L215 263V261L213 260L214 258L217 262H219V260L221 261V259H219V260L216 259V257H215L216 253ZM141 253L143 255L142 256L143 258H141V260H138V258L140 259L139 255ZM238 253H240V254L238 255ZM236 254H237V256H236ZM134 255H135V260H136V255H138L137 256L138 262H137V260L134 261ZM234 255L236 256V258H233V257L231 258V256H234ZM105 256L109 259L112 258V256H113L114 260L112 259L113 261H111V259L109 260L107 258H104ZM131 256H133L132 257L133 260H132ZM146 256H147V258H146ZM207 256L209 257L208 254H207ZM212 256H214V258H212ZM242 256L243 257L245 256V258H242ZM263 256L264 255H261V257H263ZM261 257L259 256V259H261ZM116 258H117V260L118 259H121V260H118L117 262H115ZM130 258L132 260V263L130 261ZM196 258L199 260H195ZM240 258H242V260ZM126 259H128V261ZM239 259L241 262H237V261H239ZM259 259H258V261H259ZM193 260H194V262H193ZM201 260L199 262H201ZM212 260L214 261V263ZM243 260L244 261L248 260V261L244 262ZM124 261H126L127 263ZM144 261L142 263H144ZM147 261H148V263H147ZM167 261H170V263ZM206 261H207V263H206ZM164 262H167V263H164ZM259 262H263V261L261 260ZM175 263L176 262H174V264ZM177 263L181 264L179 262H177ZM218 264H220V263H218ZM228 264H230V263L228 262ZM256 264H259V263H256ZM260 264H262V263H260Z\"/></svg>",
    "mask_w": 264,
    "mask_h": 264
},
{
    "label": "rangeland",
    "instance_id": "rangeland-1",
    "mask_svg": "<svg viewBox=\"0 0 264 264\" xmlns=\"http://www.w3.org/2000/svg\"><path fill=\"white\" fill-rule=\"evenodd\" d=\"M12 1V3H11V7H13V9H11V11H13V13L12 14H10V16L12 15L13 17L11 18L10 17V20L13 22V24H12V22H10V24H11V28H13V31L11 32L10 30H8L9 32H10V34L12 35L13 34V36H11L10 34H9V32L7 31V33L5 32V27H2V29L0 30V42H5L6 41V43H8L7 44V46H6V43H3V45H4V47H3V45L1 44L0 45V49L2 50V48H5L6 47V49L9 47V49L11 50V49H14V48H16V49H18V46H19V48L20 49H18V50H20V51H18V50H14L13 52H14V54L12 53V50L10 51V50H4L3 49V51L2 52H7V54H10V55H12V57L14 56H19L20 55V53H21V55L20 56H23V55H25V54H27V56H31V57H33V58H36L37 57V60L38 61H36V63L35 64H33L32 62L31 63H29V67H28V65H27V67H28V69L30 68V70H28L27 71V76H25V77H27V78H25V77H23L24 78V80H23V78H22V82H20V85H19V89L20 88H24V89H26V90H29V91H27V92H30L29 94H27V92H26V94H27V97H28V100H29V102L31 103L30 105H32L31 107H33V104H34V107L35 106H38V107H33L34 109H32L33 111H32V114L31 115H33V116H31V117H36V118H34V119H37L36 121L37 122H35V125H38L35 129L33 128V130H34V132H36L37 131V135H38V140H40L39 141V146L41 147V148H38V152H40L41 151V149L43 148V149H45V151H46V149H47V153H48V151H49V153L47 154V153H45V154H47L48 155V157H49V155L50 156H52L53 154V156H55L57 153V155L61 158V157H63L64 155H66V154H69V152L70 151H72V149L74 148V149H78V147L79 148H81L80 146H85L86 147V145H85V143L86 144H88L89 145V147L91 148L93 145H91V143H89L88 141V139L85 141V143L84 144H82L83 143V141H82V143H79L77 140H78V138H79V136H81V137H83V138H85L84 137V132L86 131L87 133H89V131L88 130H90V131H94V133H97L95 130H92V129H95V127L94 126H96V124L97 123H99L97 120H99V119H97L98 117H96V121H95V119H93V121H92V124H94V126L92 125V126H90V123H87V121H89L90 122V119L93 117V115H97L96 113L95 114H93V115H89V116H86V115H84L82 112H81V107H79V109L77 108V107H72V109L70 110V109H68V107H67V111H65V113L64 114H62V109H63V107H60V106H65L66 107V104L68 103V101H67V99H66V96H63V95H65V94H63L66 90H67V88L69 87L68 85L70 84L68 81H67V83H68V85L66 84V80L68 79V78H72L71 77V75L68 77V76H66V70H70V72H74L73 74V77H74V79H76V80H78V79H80L81 78V76L80 77H78L79 75L77 74V73H79L78 71H77V69L78 68H80V66H81V62H83V60H85V59H97L98 58V60L100 59V57L101 56H103V57H105V58H107V57H110V58H107V60L109 61H111V59H113L114 61H115V59L116 58H119V57H117V56H122V55H125V51H126V49L124 50V47H121L122 45L121 44H124V43H130V44H132V46L133 47H135V50L134 51H137L138 50V48L140 49L141 47L140 46H142V44H143V42H142V31H143V29H142V27H143V25L144 24H150V20L151 19H153L152 17H146V16H144L143 14H144V12H146V11H148L149 9L150 10H152V6H153V4H151V6L150 7H152V8H148L147 7V9L146 10H144V8H143V6H142V4H141V2L140 1H142V0H10V2ZM61 1V2H60ZM66 1H69V3L68 2H66ZM73 1V4H76V3H78V4H76V8H75V6H73V4H72V6H71V2ZM75 1H76V3H75ZM212 1H214V0H211L210 1V3L212 2ZM216 1V0H215ZM214 1V2H215ZM217 1H219V0H217ZM216 1V2H217ZM250 1L251 0H245L243 3H244V8H248V13L246 14V16H247V21H249V22H252V23H254L256 26H260L262 29H264V20H262V17L260 18L259 16L257 17V15L255 16L254 15V9H252V7L254 6V5H251L250 4ZM79 2H80V4H79ZM208 3L207 4H209V1H207ZM252 2V1H251ZM26 3H27V5H26ZM55 3V4H54ZM118 3V4H117ZM81 4H84V6L83 5H81ZM85 4H88V6L86 7V5ZM90 4V5H89ZM111 4V5H110ZM212 4H214V3H211L210 4V6L212 5ZM255 4V3H254ZM262 4H263V1H262V3H261V5H260V3L258 2V5H260L261 7L260 8H262ZM26 5V6H25ZM58 5L61 7H58ZM61 5H65V6H61ZM68 5H69V7H68ZM80 7H79V6ZM101 5H103V6H101ZM105 5V6H104ZM114 5H115V7H114ZM117 5V6H116ZM150 5V4H149ZM229 4H227V6H228ZM256 5V4H255ZM264 5V4H263ZM95 6V7H94ZM110 6V7H109ZM113 8H112V7ZM204 6H208V5H204ZM220 6H221V4H220ZM63 7H64V9H63ZM66 7V8H65ZM82 7V10H80V8ZM94 7V8H93ZM100 7V8H99ZM209 7V6H208ZM211 7H213V5L211 6ZM210 7V8H211ZM89 8V9H88ZM92 9V10H91ZM97 9H98V11H97ZM100 9V10H99ZM111 9V10H110ZM142 9V10H141ZM219 9H221L220 7H219ZM228 9H229V7H228ZM75 10V11H74ZM89 10H90V12H89ZM110 10V11H109ZM134 10H136V11H134ZM254 10V11H253ZM87 11V12H86ZM94 11V12H93ZM105 11H108V12H105ZM130 11V12H129ZM135 12V15H134V12ZM222 11V10H221ZM227 11V10H226ZM261 11H263V8H262V10ZM93 12V13H92ZM139 12V13H138ZM142 12V13H141ZM223 12V11H222ZM221 12V13H222ZM65 13V14H64ZM68 13V14H67ZM70 13H72V15L70 14ZM77 13H78V16H77ZM80 13V14H79ZM90 13V14H89ZM92 13V14H91ZM94 13H98L97 15H95ZM100 13V14H99ZM126 13V14H125ZM147 13H150V11L149 12H147ZM212 14H209L208 16H206V17H208V21H207V18H205L204 19V26H206V23L207 22H209V24H210V21L211 22H215V21H218V23L217 22H215L216 23V25H225L224 24V20L222 21V14H220V15H216L215 17L213 16V14H214V12H211ZM243 13H244V9H243ZM14 14V15H13ZM89 14V15H88ZM123 14V15H122ZM130 14L131 15H133V16H130ZM140 14V15H139ZM128 15V16H127ZM72 16V17H71ZM91 16H93V18L91 17ZM143 16V17H142ZM210 16H213L212 17V19L211 18H209ZM224 16V15H223ZM122 17V18H121ZM124 17V18H123ZM112 18H114V19H112ZM120 18V19H119ZM213 18H216V20L215 21H213ZM89 19H91V20H89ZM94 19V20H93ZM9 20V21H10ZM78 20V21H77ZM113 20V21H112ZM87 21V22H86ZM109 21L111 22V23H109ZM119 21V22H118ZM144 21V22H143ZM91 22H93V23H91ZM108 22V23H107ZM88 23V24H87ZM89 23H91V24H89ZM103 23H105V26L102 28L101 27V25L103 24ZM135 23V24H134ZM9 24V23H8ZM110 24V25H109ZM111 24H115V25H113L114 27H116V28H114L113 26H111ZM104 25V24H103ZM102 25V26H103ZM119 25V26H118ZM123 27H122V26ZM125 25H126V27H125ZM207 26H208V24H207ZM10 27V25H8V27L7 28H9ZM84 28V29H81V28ZM6 28V29H7ZM11 28H9V29H11ZM100 28V29H99ZM111 28V29H110ZM119 28H121V29H119ZM131 28H132V30H131ZM140 28V29H139ZM4 29V30H3ZM86 29V30H85ZM109 29V30H108ZM116 30V32H115V30ZM141 29H142V31H141ZM102 30H104L103 32H101ZM114 30V31H113ZM129 30H131V31H129ZM2 31L3 32H5L6 33V36L4 35L5 33H2ZM107 31L108 32H110V33H112L113 32V34H110V33H108V34H106L107 33ZM125 31V32H124ZM136 31V32H135ZM100 33H101V35H100ZM105 33V34H104ZM115 33H118V35L117 34H115ZM122 33V34H121ZM134 33V34H133ZM7 34H9L10 35V39H11V41H12V39H13V41L15 40L16 42H14V43H17V46L15 45V47H13L14 45L13 44H11V45H13L11 48H10V45H9V42L7 41V39H6V37L8 36ZM104 34V35H103ZM125 34V35H124ZM5 37H4V36ZM103 35V36H102ZM106 35V36H105ZM113 35V36H112ZM128 36V37H127ZM12 37H14V38H12ZM124 37V38H123ZM137 37V38H136ZM132 38V39H131ZM231 38H232V36L231 37H229V38H225L224 37V42L225 43H227V44H229V43H231ZM6 39V40H5ZM9 39V38H8ZM107 39V40H106ZM128 39V40H127ZM110 40V42L112 41V40H115V41H113V43H115L116 41H118L117 42V45H110V44H108L109 41ZM235 40L237 41V42H239V43H237L236 41V43L233 41L232 43H233V45L235 46V47H237V48H239L240 47V49H242V51H244V53H255L257 50H260V49H262V50H264V45H260V44H257V42L255 41V42H252V43H244L243 41H241V40H238L237 39V37L235 38ZM12 41V42H13ZM119 41H121L122 43H120ZM124 42V43H123ZM137 42V43H136ZM262 43H264V41L262 42ZM23 44H25V45H23ZM95 44V45H94ZM105 44H107V47H106V45ZM119 44V45H118ZM139 46H138V45ZM222 44V45H221ZM243 44V45H242ZM249 44V45H248ZM9 45V46H8ZM20 45H22L21 47H20ZM98 45V46H97ZM121 45V46H120ZM137 45V46H136ZM244 45H246V46H244ZM23 46H24V49H26V51L27 52H25V50H23V51H21L22 49H23ZM25 46H27L26 48H25ZM103 47V49H102V47ZM116 46H120V47H116ZM124 46V45H123ZM93 47V48H92ZM219 47L220 48H223L224 47V44L223 43H219ZM109 48V49H108ZM251 48V49H250ZM92 49H93V53H94V55H93V53L91 52L92 51ZM99 49V50H98ZM105 49V50H104ZM257 49V50H256ZM256 50V51H255ZM9 51L11 52V53H9ZM18 52V53H17ZM80 52V53H79ZM88 52V53H87ZM96 52V53H95ZM109 52L111 53V55H112V57H111V55L109 54ZM24 53V54H23ZM64 53H66V54H64ZM87 53V54H86ZM124 53V54H123ZM6 54V53H5ZM6 54V55H7ZM17 54V55H16ZM23 54V55H22ZM29 54V55H28ZM62 54H63V56H62ZM70 54V55H69ZM79 54V55H78ZM77 55V57H75ZM114 55V56H113ZM36 56V57H35ZM70 56V57H69ZM73 56H74V58H73ZM79 56H81L82 58H81V60L79 59L80 57ZM92 56V57H91ZM120 56V57H121ZM62 57V58H61ZM66 58V60L67 61H71L72 62V64L74 65V63L78 66V68L76 69V65H74V67H73V65L71 64V62L69 63V62H67L66 61V63H62V61H64L65 59L64 58ZM86 57V58H85ZM89 57V58H88ZM97 57V58H96ZM103 57H101V58H103ZM70 58H72L73 60H71ZM105 58H104V61H105ZM58 59H62L61 61L60 60H58ZM89 59V60H90ZM5 60V59H4ZM75 60V61H74ZM80 60V61H79ZM101 60H103V59H101ZM40 61V62H39ZM42 61V62H41ZM73 61H74V63H73ZM60 62V63H59ZM194 63V62H193ZM70 64V65H69ZM192 64V62L190 63V62H188V65H191ZM209 64V63H208ZM210 64H214V62H212V63H210ZM209 64V65H210ZM0 65L1 66H3V68H4V64L2 65V63H1V59H0ZM67 65V66H66ZM235 65V64H234ZM237 65V64H236ZM0 66V67H1ZM72 66V67H71ZM76 66V67H75ZM233 66V65H232ZM64 67H66L67 69H65ZM69 67H70V69H69ZM82 68H80V69H82V71L84 70V69H86L87 67H93V66H81ZM2 67L0 68V71L3 69ZM35 70H34V69ZM74 68V69H73ZM236 68V67H235ZM31 69H33V70H31ZM73 69V70H72ZM79 70V69H78ZM235 70H237L236 71V73L237 74H234V76L236 75H238V73H239V75L237 76L238 77V79H241V81L240 80H232L231 78V80L233 81V84H231V82H230V84H225V83H229V81L227 82V80H230V79H227L226 81H225V83L224 84H221V83H219V82H216V80H213L214 79V77L213 76H210L209 78V82H207V81H205V83L202 81H198V82H196L195 84H193V88L195 89V90H193V88H191V86H190V88H189V86L188 87H184L183 88V91H185L184 89H192L191 91H192V93H191V91L189 92L188 90L186 91V94L189 96V94L188 93H191V95L188 97L187 95L185 96V94L183 95V96H181V98L179 97L178 99H182V97L184 98H188V99H186V100H188L187 102H186V100H182V103H183V101H185L183 104L181 103V101L180 100H178V102L180 101V105H179V107H178V104H177V106L176 107H173V110H170L169 109V112L166 110V108L168 107V105L166 104V102H167V100H166V98H165V92L166 91H164V88H163V86L161 85V86H158L157 87V89H159V88H161V89H159V91L160 92H162V94L160 93V92H158V90H157V92H155L154 91V93H152L151 94V92L150 93H148V95H149V97L146 99L147 100V102L146 101H144V102H146V105L144 104V106L146 107H144V109L147 111V105L148 106H150L149 104H151V102H152V105L151 106H153L154 104V106H153V108H156L157 109V112H156V116H155V118H154V116L153 115H151L150 117L152 118V120L154 121L155 120V122H159L160 124H158V125H155V126H158L157 128H158V130H157V132L159 133V140L161 141L160 142V144L162 143H164L163 144V149L161 148V146H162V144L160 145L159 144V141L157 140H155V142L157 143L158 142V144H156L157 145V147H156V150L161 154H159L160 156H165V152L164 151H162V150H164V149H168L169 148V151H170V149H171V152H176L175 154L177 155V152H179L178 153V155L179 156H183V155H185V153H187V150H190L189 148H192L193 147V149H200V146H201V144H205V145H202L204 148H205V146H207V141H209L208 139H210V141L212 140L210 137H212V136H210V135H207V134H212V132H214L213 130L214 129H216L215 128V126H217V125H220V124H228L229 125V128H230V130H231V132L233 131V130H236L237 128L238 129H240L239 127H242V126H244L245 124H246V122H248L249 120V116H247V114L245 115L244 113H242V109H244L245 108V105H246V103H247V105H251L255 110H257L256 112H258V113H260V111L262 110L263 112H264V109H262V108H264V92H263V95H262V93H260L259 92V94H258V92H256V95L255 96H253L252 94H249L248 92H250V91H248V92H246V91H244V90H247V88L250 90V88L248 87V86H252V87H254V89H256V90H260L261 88H257V87H255V84L254 83H260V82H264V71H261V73H248L247 75L249 76V77H246V76H243V75H245L244 73H240V71L238 72V70H240L239 68L238 69H235ZM32 71V72H31ZM40 71V72H39ZM30 72H31V74H30ZM47 72H49L50 73V75L49 74H47ZM76 72V73H75ZM188 71H182L181 73H183V74H181L180 73V76H178L179 78L181 77V79L180 80H185L184 82H186V84H188V80H189V76L190 75H188V73H187ZM200 72H202V71H200ZM30 74V75H29ZM37 74V75H36ZM53 74H54V76H53ZM76 74V75H75ZM190 74V73H189ZM240 74H242V76L240 75ZM31 75H33V76H31ZM47 75H49L52 79H54V80H52L51 78H48L47 77ZM57 77H56V76ZM63 75V76H62ZM40 76V77H39ZM42 76V77H41ZM62 77L61 79L59 78V77ZM183 76V77H182ZM186 76L188 77V79H186ZM233 76V77H234ZM235 76V77H236ZM240 76V77H239ZM33 77V78H32ZM36 77H38V78H36ZM55 77V78H54ZM63 77H65V79L63 78ZM68 77V78H67ZM177 77V78H178ZM213 77V78H212ZM234 77V78H235ZM244 77H246V78H244ZM30 80H29V79ZM32 78V79H31ZM36 78V79H35ZM39 80V82H38V80ZM45 79L47 80V79H51V82H54L53 84H54V86H52V85H50L49 87H47L48 85H46V84H48V83H46L45 84ZM58 79V80H57ZM60 79V80H59ZM41 80V81H40ZM61 80H62V82H61ZM244 80V81H243ZM50 82V80H47L46 82ZM65 81V82H64ZM237 81V82H236ZM240 81V82H239ZM247 81V82H246ZM248 81H249V83H248ZM26 82V83H25ZM38 82V83H37ZM42 84H41V83ZM59 82H61L60 84H59ZM28 83V84H27ZM31 83V84H30ZM45 85H44V84ZM56 83V84H55ZM28 86H27V85ZM34 84V85H33ZM49 84H51V83H49ZM185 84V83H184ZM185 84V86H187ZM248 84H250V85H248ZM39 85H40V87H39ZM67 85V86H66ZM188 85H190V84H188ZM194 85H196V87L198 86L199 88L202 86L204 89L202 90L201 88V90L199 89H196V87L194 86ZM234 85V86H233ZM244 85H245V87H244ZM30 86V87H29ZM58 86V87H57ZM62 86V87H61ZM36 87H38V88H36ZM50 89L51 87V92H50V94H59L58 95V99L60 100H53V99H57L56 98V96H55V98H53L52 100L53 101H55V102H57V101H59L60 103H58L57 105L58 106H56L55 108L56 109H54L53 108V110H55V111H53V112H51L52 114L50 115V114H48V115H46L47 113H45V111H44V114H43V112H42V108H41V102H42V98H43V94H47V93H49V92H47V91H49L48 89ZM59 88V89H58ZM206 88V89H205ZM215 88H217V93L219 94V98H213L212 100H211V103H210V105H207L206 104V99H205V97H207V96H209L213 91H215ZM221 88V89H220ZM243 88H244V90H243ZM246 88V89H245ZM57 89V91H55ZM163 89V90H162ZM219 89V90H218ZM239 89V90H238ZM32 90V91H31ZM65 90V91H64ZM198 90V91H197ZM222 90H224L223 92H221ZM226 90V91H225ZM231 90V91H230ZM242 90V91H241ZM45 91V92H44ZM52 91H55V93H53ZM64 91V92H63ZM182 91V92H183ZM194 91H196V93L194 92ZM229 91V92H228ZM2 92H3V90L1 91V93H0V96L2 97L3 96V94H2ZM188 92V93H187ZM206 92H208V93H210L209 95L206 93ZM34 93V94H33ZM159 93V94H158ZM181 93V92H180ZM184 93V92H183ZM182 93V94H183ZM194 93V94H193ZM214 93V92H213ZM229 93V94H228ZM42 94V95H41ZM151 94V95H150ZM153 94L156 96H153ZM223 94V95H222ZM233 94V95H232ZM240 94V95H239ZM261 94V95H260ZM31 95H32V97H31ZM39 95V96H38ZM45 95H44V97H45ZM49 95V94H48ZM62 95V96H61ZM158 95V96H157ZM249 95V96H248ZM47 96V95H46ZM153 98H152V97ZM193 96V97H192ZM196 96V97H195ZM199 96V97H198ZM201 96V97H200ZM225 96V97H224ZM262 96V97H261ZM4 98L3 99H5V94H4V96H3ZM34 97V98H33ZM48 97H50V95L48 96ZM151 97V98H150ZM164 97V98H163ZM227 97V98H226ZM65 98V99H64ZM190 98V99H189ZM230 98V100H228ZM231 98H233L232 100H231ZM262 98V99H261ZM44 99V98H43ZM64 99V100H63ZM154 99V100H153ZM157 99V100H156ZM192 99L194 100L193 102H192ZM205 99V100H204ZM225 99H227L228 100V102H227V100H225ZM260 99V100H259ZM51 100V101H52ZM61 100H63V101H61ZM148 100H150V101H148ZM157 101V103H155L156 101ZM160 100V101H159ZM197 100V101H196ZM202 100H204L205 101V104L207 105V108L204 106L205 104H203L201 101ZM40 101V102H39ZM50 101V102H51ZM177 101V100H176ZM239 101V102H238ZM250 101V102H249ZM35 102V103H34ZM39 102V103H38ZM49 102V103H50ZM55 102H51V103H55ZM67 102V103H66ZM201 104H199V103ZM230 102H233V103H230ZM236 102V103H235ZM187 103V104H186ZM240 103V104H239ZM166 105V107H165V105ZM195 106H194V105ZM232 104H238L239 105V107L240 108H236V107H234V109H232L233 107H231L232 106ZM51 106H53L54 107V105L53 104H50ZM162 105V106H161ZM50 106V110H51V107ZM183 106H186V107H183ZM201 106V108H203L202 110H204V116L202 117V115H201V117H202V119L201 120H203V121H201V120H198V119H200V114H199V112L198 111H195V109L197 110V109H200L199 107ZM204 106V107H203ZM261 106V107H260ZM141 107H143V105H141ZM163 107V108H162ZM244 107V108H243ZM70 108V107H69ZM83 108V107H82ZM177 108V109H176ZM183 108H185V109H183ZM190 108V109H189ZM195 111H193L192 109ZM206 109V111H205V109ZM235 108H236V110H235ZM36 109V110H35ZM156 109H154V110H156ZM161 109V110H160ZM175 109H176V112H175ZM232 109V110H231ZM237 109H240V110H237ZM35 110V111H34ZM37 110H38V112H37ZM41 110V111H40ZM73 110H74V113H75V111L77 112L78 111V113H77V115H79L80 117H81V115H80V113H82L83 115V118L81 117H79V116H77L76 115V119L77 120H75L74 121V119H73V116H74V113H71V111L73 112ZM144 110V112H146ZM183 110H185V111H183ZM190 110V111H189ZM214 110V112L212 113V111ZM234 110V111H233ZM4 111V110H3ZM166 111V112H165ZM171 111V112H170ZM177 111L180 113V115H179V113H177ZM209 111H211V113L209 114V118H208V112ZM262 111H261V114H263L262 113ZM48 112V111H47ZM50 112V111H49ZM71 113L70 115H72L73 114V116H70V115H68L69 113ZM164 112V113H163ZM182 112V113H181ZM185 112V113H184ZM190 112V113H189ZM192 112V113H191ZM193 112H194V114H193ZM198 112V113H197ZM206 112V113H205ZM5 113V112H4ZM55 113V114H54ZM170 114V115H167V114ZM172 113H173V115H172ZM184 113V114H183ZM187 113V115H185ZM195 113H197V115L195 114ZM76 114V113H75ZM147 116L149 115L148 114V111H147ZM146 114H145V117H146ZM190 114V115H189ZM45 115V116H44ZM61 115H62V117H61ZM66 115V116H65ZM127 115V114H126ZM126 115H125V113H123V116L124 117H126ZM160 115V116H159ZM175 115V116H174ZM184 115V116H183ZM212 115V116H211ZM231 115V116H230ZM42 116V117H41ZM52 116V117H51ZM57 116H58V118H57ZM61 117V119H60V117ZM69 117L70 119H71V121L70 120H68V119H66V117ZM144 116V115H143ZM159 118H158V117ZM175 118H173V117ZM180 116H182V117H180ZM214 116V117H213ZM46 117H49V121H48V118H46ZM64 117V118H63ZM144 117V118H145ZM149 117V116H148ZM148 118L149 119V121H148V119L146 118L145 120H146V123H147V121L150 123L152 120H151V118ZM165 117V118H164ZM170 117H171V119H170ZM186 117V118H185ZM205 117V118H204ZM41 118V119H40ZM46 118V119H45ZM53 118V120H50V119H52ZM56 118H57V120H56ZM86 118V119H85ZM89 118V119H88ZM94 118H95V116H94ZM161 118V119H160ZM167 118V119H166ZM173 118V119H172ZM204 118V119H203ZM39 119V120H38ZM55 119V120H54ZM63 120L60 124H59V120ZM88 119V120H87ZM162 119H164V121H165V119H166V123L162 120ZM169 119V120H168ZM215 119V120H214ZM46 120V121H45ZM72 120L75 122H73V124H72ZM83 120H84V122H86V124L83 122ZM144 120V121H145ZM160 120V121H159ZM172 120V121H171ZM182 120V121H181ZM15 122H18V121H16V120H14ZM13 120H12V122H9L8 124H6L5 126V128L7 129V131H6V129H4L3 130V134L5 135V133L4 132H6L7 134H8V139L7 138H3V139H0V167H2L1 169H0V176L2 175V173H4V172H6V170L8 169V167H9V163H10V158L8 159V157H9V154H7V152L9 153V150H10V148H13V146H14V144H15V138H12V136L14 137V129H15V125H13V124H15V122H14ZM58 123H57V122ZM69 121V122H68ZM82 121V122H81ZM130 121H131V119H130ZM163 121V122H162ZM170 121V122H169ZM176 121V122H175ZM199 121V122H198ZM207 121H208V123H207ZM213 121V122H212ZM40 122V123H39ZM44 122H46V123H44ZM63 122H65V123H63ZM96 122V123H95ZM175 122V123H174ZM201 122V123H200ZM206 122V123H205ZM210 122V123H209ZM12 123V124H11ZM37 123V124H36ZM53 123V124H52ZM56 123V124H55ZM71 123V124H70ZM101 123V122H100ZM127 123V124H126ZM148 123V124H149ZM173 123V124H172ZM183 123V124H182ZM44 124V125H43ZM49 124V125H48ZM56 125V127H55V125ZM61 124H63V125H61ZM123 124V125H122ZM124 124H126V125H124ZM145 124V123H144ZM148 124H145V126L147 127V125ZM156 124V123H155ZM162 124V125H161ZM163 124H165V125H163ZM168 124V125H167ZM176 124H177V126H176ZM207 124H208V126H207ZM49 126V127H47V126ZM61 125V126H60ZM68 126L69 125V129L67 128L66 130H68V132L65 130V129H63V128H65V127H63L62 128V126ZM149 125H151V124H149ZM149 125H148V130H149ZM160 125V126H159ZM174 125V126H173ZM10 126V129H8L7 127H9ZM18 126V125H17ZM66 126V127H67ZM170 126V127H169ZM201 126V127H200ZM207 126V127H206ZM211 126V127H210ZM262 126V127H261ZM264 123L262 124L261 123V125H260V127L257 125V127H255V129L253 130V131H250L249 132V136L251 137L254 133L256 134L257 133V131H261V130H263L264 131ZM57 127H59L58 129H60L58 132H60V135L61 136H63L64 135V132L66 131L67 133H69V132H71L70 134H65V136H66V138L65 137H61V136H59L58 135V133H57ZM79 127V128H78ZM88 127H93L92 129L91 128H88ZM131 127H133V125L131 124V122L129 123V120H127V121H125L124 123H120V125H119V128H118V130L119 131H124L125 130V132H127V130L130 132H128L129 134H130V136H128L127 135V140L126 141H128L129 142V138L130 137H132L133 139V141H135V139L136 138H138L137 137V135L136 134H134L133 136L131 135V133H133V131L132 130H134L133 128L131 129ZM160 127H161V130H159L160 129ZM169 128V130H167L168 128ZM180 129H179V128ZM181 127H183V129H181ZM203 127V128H202ZM237 127V128H236ZM120 128H122V129H120ZM156 128V129H157ZM167 128V129H166ZM174 128V129H173ZM198 128V129H197ZM209 128V129H208ZM212 128V129H211ZM243 128V127H242ZM263 128V129H262ZM44 131H43V130ZM78 129V130H77ZM81 129H84L83 131L81 130ZM124 129V130H123ZM151 129H152V127H151ZM155 129V130H156ZM163 129V130H162ZM177 129H179V131L177 130ZM185 129V130H184ZM193 129H197L198 130V132L196 133L195 132V130L193 131V133H192V130ZM200 129V130H199ZM211 129V130H210ZM9 130V131H8ZM70 130V131H69ZM75 130V131H74ZM147 130V129H146ZM178 131L176 134L173 132V131ZM209 130V131H208ZM52 131H54V133H56L58 136H55L56 134H54ZM63 131V132H62ZM80 131V135H78V132ZM118 131V133H121V132H119ZM152 131H153V129H152ZM152 131H150V133L152 132ZM165 131H167V132H165ZM191 131V132H190ZM201 131H202V133H201ZM50 132V133H49ZM90 133L92 136H94V133ZM156 132V131H155ZM156 132V133H157ZM164 133V134H162V135H160L161 133ZM189 132H190V134H189ZM196 133V135H199V136H197V138H194V136H195V133ZM229 133H230V131H228ZM49 133V134H48ZM63 133V134H62ZM73 133V134H72ZM146 133L149 135V131H146ZM158 133H157V135H158ZM170 133L172 134V133H174V135H177V136H179V135H182V136H184L185 135V137H184V139H185V141H186V143H188L189 142V145L185 148L184 146V150L182 149V147L181 148H179V147H177L178 146V143L176 142V143H174L175 142V140L176 141H178L179 142V140H177V139H175L176 137L174 136V138H172L173 137V134H172V137H171V135H170ZM187 133H188V135H187ZM228 133V134H229ZM2 134V135H3ZM76 134H77V136H76ZM89 134V135H90ZM194 134V136H192ZM227 134V135H228ZM251 134V135H250ZM41 135H43L42 137H41ZM46 135H48V136H46ZM74 136L73 137V139H72V137H70V136ZM91 135H90V137H91ZM126 135V134H125ZM264 135V134H263ZM1 136V135H0ZM56 137V139H55V137ZM96 136V135H95ZM107 136V135H106ZM108 136H110L109 134H108ZM182 136H179V137H182ZM191 136H192V139L194 138L195 139V142H194V140H192V139H189V138H191ZM200 136H202V137H200ZM207 136H208V138H207ZM44 137V138H43ZM46 137V138H45ZM48 137H51L50 139L48 138ZM78 137V138H77ZM81 137L79 138V140H80V142H81ZM129 137V138H128ZM170 137H171V139H173L172 140V142L170 143V146H168L169 145V143L168 142H170ZM189 137V138H188ZM13 139V141L11 140V139ZM41 138V139H40ZM63 138V139H62ZM76 138V139H75ZM92 138V137H91ZM126 138V137H125ZM140 138V137H139ZM156 138H157V136H156ZM160 138H162V139H160ZM166 138V139H165ZM178 138V137H177ZM183 138V137H182ZM200 138H201V141H200ZM202 138H204V139H202ZM205 138L207 139V140H205ZM43 139H45V140H43ZM49 139V140H48ZM59 139H60V141H59ZM61 139H62V141H61ZM67 139V140H66ZM73 141H72V140ZM169 139V140H168ZM180 139V138H179ZM2 140V141H1ZM42 140V141H41ZM53 140H56L54 143H55V145H54V143H53ZM57 140L59 141V142H57ZM65 142H64V141ZM77 142H76V141ZM83 140V139H82ZM189 140V141H188ZM202 140H205V141H202ZM6 141V142H5ZM12 141V142H11ZM45 141H48V143L46 142V143H44ZM49 141L51 142V144L49 143ZM66 141H67V143H66ZM72 141V142H71ZM92 141V140H91ZM126 141H124V142H126ZM192 141H193V145H192ZM4 142V143H3ZM75 142H76V144H75ZM136 142V141H135ZM135 142H133L132 144H131V148L132 149H134L133 147H134V143ZM190 142H191V144H190ZM6 143V144H5ZM13 143V144H12ZM57 143H60V144H57ZM71 143H73V144H71ZM80 144L79 146L77 145V144ZM195 143V144H194ZM198 143H200V144H198ZM2 144H4L6 147H4V145H2ZM44 144V145H43ZM48 144H50L49 146H48ZM52 144H53V146H52ZM57 144V145H56ZM97 143H95V145H96ZM168 144V145H167ZM213 144V143H212ZM211 144V146L210 147H212V146H214V144L212 145ZM46 145V146H45ZM58 145H59V147H58ZM65 147H64V146ZM72 145H75V146H73L72 147ZM77 145V146H76ZM91 145V146H90ZM95 145H94V147H95ZM119 145H121L122 146V148H121V146H120V150L122 149V151L123 150H126L127 148L125 147L126 145H127V143H119ZM136 145V144H135ZM155 145V146H156ZM198 145H200V146H198ZM49 147V150H48V147ZM51 146H52V148H51ZM57 146V147H56ZM63 146V147H62ZM97 146V145H96ZM115 147L117 146V145H114ZM197 146V147H196ZM202 146H201V148H202ZM46 147V148H45ZM56 147V148H55ZM72 147V148H71ZM159 147V148H158ZM71 150H70V149ZM99 149H100V147H98ZM126 148V149H125ZM131 148L129 149L130 151H131ZM179 148V149H178ZM203 148V149H204ZM4 149V150H3ZM6 149V150H5ZM7 149H8V151H7ZM54 149V150H53ZM58 149H59V152H57L58 151ZM67 149V150H66ZM177 149H178V151H177ZM2 150H3V153H2ZM52 150V152H50ZM60 150L61 151H63V150H65L66 152H68V153H66L65 151H63V152H61L60 153ZM70 150V151H69ZM43 152H45L44 150H42ZM41 151V154H43V152ZM186 151V152H185ZM6 152V153H5ZM57 152V153H56ZM185 152V153H184ZM4 153H5V155H4ZM52 155H51V154ZM63 153H66V154H64L63 155ZM184 153V154H183ZM40 154V153H39ZM60 154V155H59ZM63 156H62V155ZM163 154V155H162ZM181 154V155H180ZM8 155V156H7ZM57 155H56V157H57ZM177 155V156H178ZM5 156V157H4ZM44 156V155H43ZM42 156V157H43ZM46 156V155H45ZM44 156V157H45ZM58 157V158H59ZM2 158H3V160H2ZM205 158V160H206V158H208V157H204ZM45 159V158H44ZM195 159V158H194ZM202 159V158H201ZM201 159L200 158H198L197 160H193V158L192 159H190L191 161H188V160H186L185 162H183L186 166H188V167H186V168H188V170L189 169H191V171H192V174H193V172H194V170H198L199 172H200V170L199 169H197L196 167H200V165H201V163H203V162H206V161H202L201 162ZM7 160V161H6ZM8 160H9V162H8ZM43 160V159H42ZM139 160H141V159H139ZM200 160V161H199ZM58 161V160H57ZM57 161H54L55 163H52L51 165L52 166H54V164H56L57 163ZM198 161H199V164H198ZM193 162V163H192ZM201 162V163H200ZM9 164V165H7V164ZM2 164V165H1ZM7 166H5V165ZM194 164H195V166H196V164H198V166H196V167H194ZM3 165L5 166V168L3 167ZM51 165H49L48 167H42V168H44V169H42L41 168V170L39 169L40 167H36V168H34V169H31V171H30V177H29V179L27 178L26 179V181L27 182H25V180H24V182H25V184L24 185H26V183H29V185L27 184V186L30 188H28L27 189V186H24L23 188H22V186H21V188H22V190H21V188H20V190L22 191V192H24V193H22L21 191V195L23 196L22 198L21 197H19L18 198V202H20L19 203V205H17V203H14V205H12L11 207L10 206H8V207H10L11 209H13L11 212L9 211V213H8V211H6V214L4 213H0V245H5V241H4V237H5V239L8 237V238H10V237H12L13 235H14V230H12V229H15L16 231H19L18 229V227H22V224H23V220H21V219H25L24 217L25 216H23V214H26V217L28 216L27 214L29 213V212H31V211H33V209L36 207L35 206V197H36V193H37V189L39 188L38 186H42V184H44V182H45V177L44 176H46V175H50L51 173H52V171H54V169L56 170V168L57 167H52ZM163 165V163H161L159 166V168H157L156 167V171H159L160 169H162L163 170V172L162 171H159V173L158 172H155L154 171V173H156V174H154V175H156V177L158 178L157 180H159L160 182H162L161 181V179L163 180V176H165V175H163V174H165L164 172H167V171H170V169H171V171H173V169L175 170V172H176V169H177V173H175V175L176 174H178L177 176H174L173 175V173H171V177L169 178V181H170V179H172V180H174L175 181V183L173 184L172 182H170V183H172V184H170V183H168V184H166L167 186H165V187H167V189H168V187H169V190H171L172 189V187L174 188L173 190H174V192H175V190L177 191L178 190V193H179V190H181L182 189V185H180L179 184V182H181L182 180H183V178H185L186 179V176L187 175H185V174H189V172H187L186 170H184V172H182V168L180 167V166H177L176 164L175 165H170L171 167L170 168H168V167H163L162 166ZM168 165V164H167ZM185 165H183V164H181V166H184L185 167ZM161 166H162V168H161ZM175 166V167H174ZM7 168V169H6ZM46 168V169H45ZM53 168V169H52ZM69 168H72V167H69ZM132 168H135V170L134 169H132V170H134V175L135 174H137L139 177H140V174H141V172H139L140 171V167H132ZM138 168V169H137ZM144 168H146L147 169V167H144ZM143 168V169H144ZM150 168V167H149ZM165 168H168V169H165ZM201 168V167H200ZM38 169V170H37ZM194 169V170H193ZM4 170V171H3ZM139 170V171H138ZM142 170V169H141ZM36 171V172H35ZM40 171V173H37V172H39ZM42 171V172H41ZM98 171H101L100 169L98 170ZM98 171H94L95 173H97ZM179 171L181 172V173H179ZM190 171V170H189ZM93 172V173H94ZM137 172V173H136ZM92 173V174H93ZM94 173V174H95ZM36 174V175H35ZM37 174H42L41 176L42 177H44V178H40V176H39V178L40 179H44L43 180V182H41V180H38L39 178H38V175ZM93 174V175H94ZM98 175L100 174L99 172L97 173ZM131 174V173H130ZM159 174L161 175V177L159 176ZM182 174L183 175V177L181 178L180 177V175ZM31 175H32V177H31ZM92 175V176H93ZM96 175V174H95ZM101 175V174H100ZM131 175H133V171H132V174ZM137 175H135V177H138ZM173 175V176H172ZM181 175V176H182ZM231 176V172H230V168L229 167H223V171H222V173H221V175H220V177L222 178V179H224V178H229L228 176ZM91 176V175H90ZM190 176H191V172H190ZM3 177H4V175L3 176H1V178H0V187L3 189L4 188V182H5V180L3 179ZM88 177V178H87ZM86 178V180L89 182V183H92V182H94L95 183V177H97V176H94V177H92V178H94V180L91 178V177H89V175L87 176ZM138 177V178H139ZM160 177V178H159ZM167 177V176H166ZM166 177H165V179H166ZM200 177H203L202 179L200 178ZM190 178V177H189ZM32 179H33V181H32ZM167 179H168V177H167ZM166 179V180H167ZM176 179V180H175ZM92 180V181H91ZM166 180H165V182H166ZM177 180H179L178 181V183L176 182ZM187 180V179H186ZM185 180V182H188V181H186ZM30 181V182H29ZM40 181V182H39ZM164 181V180H163ZM168 181V180H167ZM202 181V182H201ZM207 181V182H206ZM23 182V183H24ZM36 182V183H35ZM159 182V183H160ZM165 182H162L163 184L165 183ZM190 182V181H189ZM210 182L211 181H209V178H207V176L205 175L204 176V174H203V176H201V174H200V176H199V178H198V187H199V189L200 190H203L202 188H209L210 186H211V189H212V185L210 184ZM22 183V184H23ZM220 182L218 181V182H216V183H214L216 186H217V184H218V186L216 187L215 185V187L217 188V189H219L218 187H220L221 188V192H222V194H221V196L223 195H228V198H230L229 197V195H231L230 193H226V192H228L229 190H230V188L227 186V185H225L224 187L222 186V185H220L219 184ZM33 184V185H32ZM39 184V185H38ZM41 184V185H40ZM202 184V185H201ZM210 184V186L208 187V185ZM1 185H3V186H1ZM35 185V186H34ZM178 185H180V187L178 186ZM5 186H6V182H5ZM201 186H203L202 188H200ZM170 187H171V189H170ZM215 187H213V188H215ZM0 188V189H1ZM33 190H32V189ZM1 189V191H3ZM25 189V190H24ZM34 189H36V191L34 190ZM164 189H166V188H164ZM210 189V188H209ZM224 189H226L225 191H224ZM228 189V190H227ZM32 192H31V191ZM167 191V190H165V191H167V193H165L164 195H163V197H167V198H169V196L171 195L170 193H172L171 191ZM213 190V189H212ZM29 191V192H28ZM205 191H206V189H205ZM231 191V190H230ZM169 192V193H168ZM181 192V191H180ZM223 192H224V194H223ZM29 193V194H28ZM176 193L177 192H175V194L174 193H172V195L171 196H173V197H170V198H172V199H170L169 198V201H168V199L166 200V201H168L169 203H165V205L166 206H168L167 208H173L174 210H179L180 208L181 209H183V207H185V206H188V205H190V206H192V208H194V209H200V211H201V208L203 209V208H205L204 206H206V208L207 207H209L210 205H208L207 206V203L205 202V201H203V200H205V199H203V198H198V200H201L202 202H200V204H199V202L198 203H195L194 201L193 202H191V204H188V203H190V200H189V198L186 196L187 194H188V196H189V194L191 195V190H190V192H188L185 196L186 197H183L182 196V193L181 194H178L177 193V195H176ZM226 193V194H225ZM24 194V195H23ZM32 194V195H31ZM170 194V195H169ZM193 194L194 193H192V196H189V197H193ZM236 194V195H235ZM258 194V193H257ZM29 195V196H28ZM178 195H181L180 197H181V203L183 202V200L186 202V205L184 204V202L182 203V205L183 206H181V203L179 202L178 203V198H179V196ZM205 195V194H204ZM233 195V197L234 198H238L237 199V201H239V199L241 200L240 202H255V203H258L259 201H261V203H264V201L262 202V200H264V198H262L261 196V198L259 197V194H258V197L261 199H259L258 200V197H257V195H255V196H251L250 197V194H249V192L248 193H246L245 192V195L244 194H240V196L237 194V193H234V194H232ZM231 195V196H232ZM242 195H244V196H242ZM246 195H248V196H246ZM28 198H27V197ZM175 196H177V197H175ZM214 196L215 195H213L212 197L214 198ZM236 196V197H235ZM204 197H207L208 199H209V197L208 196H204ZM217 197H220V195L218 196V193H217ZM240 197V198H239ZM24 198V199H23ZM174 198H176V200L174 199ZM207 198H206V201H208L207 200ZM216 198V197H215ZM215 198L213 199V202L215 203ZM17 199V198H16ZM20 199H22V200H20ZM26 199V200H25ZM32 199V200H31ZM203 199V200H202ZM87 201H85V202H87V203H82V208L84 209V212L85 211H88V214H89V216H91L90 214H91V212L93 211V207L91 206H89V202H90V200L89 199H86ZM194 200V199H193ZM196 200V199H195ZM197 200V201H198ZM233 200H236V199H233ZM16 201V200H15ZM148 201L149 200H145V201H140L141 203H139V208L141 209V210H144V208H146V206L148 205L149 206V204H147L148 203ZM32 202V203H31ZM204 202V203H203ZM212 202V201H211ZM210 201H209V203L208 204H210L211 203ZM212 202V203H213ZM72 204H70V208L72 209H70L71 211L67 214V215H65V214H62L63 216L65 215L66 217H68V218H66L65 216L64 217H61L62 215H60V217H58L59 215H56L55 217V220H57L56 222L57 223H59V222H61V223H59V224H63V222H64V220L67 222V220H68V222H72L73 221V223L76 221V219L78 218V216L73 212V210L75 209V204L73 203V202H71ZM195 203V204H194ZM203 203V204H202ZM206 203V204H205ZM211 203V204H212ZM15 204H16V207H15ZM21 204V205H20ZM34 204V205H33ZM87 206H86V205ZM124 203H122L121 204V202L118 204V207L117 208H124L123 205ZM131 204H134V203H131ZM130 204V206L129 207H131L132 205ZM150 204H152L151 202H150ZM179 204V205H178ZM188 204V205H187ZM196 204H198V205H201V208H199L198 207V205L196 206ZM205 204V205H204ZM1 205V204H0ZM74 205V206H73ZM84 205L86 206V208L88 207L89 209H86L85 210V207H84ZM121 205V206H120ZM143 205V206H142ZM155 205V203H153V206ZM176 205H178L179 207V209L177 208V206ZM13 206L16 208H13ZM153 206H151V208L153 207ZM190 206H188V207H190ZM213 206H215V204L213 205ZM20 207V208H19ZM1 208V207H0ZM18 208V209H17ZM23 208V209H22ZM93 208V209H92ZM116 208V209H117ZM187 208V207H186ZM186 208H184V209H186ZM191 208V207H190ZM205 208V209H206ZM2 209V208H1ZM0 209V212H2V210ZM6 209V208H5ZM14 209L17 211V210H19V211H14ZM29 209H30V211H29ZM187 209H189V208H187ZM25 210H26V212H25ZM89 210H90V212H89ZM146 210H148V209H146ZM145 210V211H146ZM204 210V209H203ZM112 211H114V210H112ZM112 211L110 212H105V215L108 213H112ZM185 211V210H184ZM4 212V211H3ZM22 213V214H20V213ZM73 212V213H72ZM94 212V211H93ZM9 215H8V214ZM71 213V214H70ZM86 213V212H85ZM84 213V214H85ZM14 214H16V216L14 215ZM17 214L18 215H20V218H19V216H17ZM73 214V215H72ZM74 214H75V216H74ZM104 214V213H103ZM102 214V215H103ZM107 214V215H108ZM132 214H134L131 218H135V219H137L138 220V218L140 219V215L139 214H137L136 213V215L138 216H136L135 215V213H132ZM131 214V215H132ZM149 214V213H148ZM151 214V213H150ZM149 214V215H150ZM3 215H4V217H3ZM72 215V216H71ZM85 215H87V213L85 214ZM144 215V217H146V220H150L149 221V225H152L150 222H153L154 223V221H155V223H154V225L156 224V221H157V223L158 224H161V218H160V216H162V218H164L165 216V218L166 219H168V216L167 215H156V217H152L153 216V214H151L150 216L149 215H146V214H143ZM143 215L141 216V217H143ZM221 215V217H219ZM2 216V217H1ZM21 216H22V218H21ZM93 216V215H92ZM91 216V217H92ZM95 216V215H94ZM149 216V217H148ZM164 216V217H163ZM216 216H218L217 217V221H216ZM215 217L213 216V217H207V218H209V219H211L212 218V220L210 221L209 219H205L206 221H204V219H203V221L204 222H206V224H208V225H205V226H207V227H209L210 226V228H208V230H207V227H206V229H200V230H202V231H200L199 229H193V230H191L192 232L195 230H198V231H196V233L195 232H193V233H195V234H193L192 232H190L189 234H188V232H189V230H187L186 228H188L187 226L184 228V226L185 225H189V227L191 226V228H192V226H194V224H196V222L197 221H195L194 222V220H197L198 218H195L194 219V217H196V216H194L193 217V219H191L190 218V216L189 215H186V216H182V217H180V218H178V219H174V218H172V217H169L170 218V220L168 219V220H163V222H162V224H161V227H162V230L163 231H166L167 232V228H169V229H171V227L173 228V231L176 233V235L175 234H173L174 232L172 231V229H171V232H173V233H171L170 231H168L170 234H173V235H170L171 237H172V239L173 238H175V239H173L174 241L173 242H175L176 240H177V238H178V240H179V242H180V240H185L186 242H189V243H191V241H190V239H191V237H192V239H193V237H195L196 235L199 237V235L200 234H202V232H203V234L204 235H206V237H207V239L209 240L210 238H211V236L212 237H214L213 235L217 232V234L218 235H222V234H225V237H229V235L231 236V237H235V235H236V237H240V235H239V233H237L238 231L240 232V234L242 235V233H243V231H242V229H240V230H236L235 229V226L233 225L232 226V228L234 229V233H233V231H232V233H225V231L224 230H227L228 229V227L227 226H221V225H223L224 223H223V221L221 222V219H219V221H218V218H223L224 220H226V221H230L231 219L230 218H232V220L234 219V221H235V218L233 217V216H231V215H225V214H221V211L219 212V214L218 215H216ZM15 218V217H18L19 218V220L20 221H22V223L19 221V222H17V220H18V218L16 219H12V218ZM71 217V218H70ZM74 217H75V220H73L74 219ZM143 217V218H144ZM149 219H148V218ZM150 217L151 218H153L152 220L150 219ZM198 217V216H197ZM261 219H260V218ZM259 217H256V219H254L255 220V223H254V225L255 224H257V226L256 227H261L259 230H258V233H259V231H260V234H259V236L257 235L258 233H253L252 235H256V237L258 236L259 238L261 237V239H259V241L258 242H260L261 240V244H262V246H261V244L260 245H258L257 243H255V244H253V245H258V247L259 246H261V247H259L260 249L258 250V252L256 253L255 252V256H253V254H254V252L252 251V252H250V251H248V248H246L245 246H247L246 244H247V239H244L242 236V238L244 239H241V238H239V242H243V243H245L243 246L245 247V255L246 256H248V253H250L251 254V256H253L252 258L250 257V263H251V261H253L254 259H256L255 261H253V263L255 262V264L256 263H262V264H264L263 262H264V256L263 257H261V255H264V250H261V248L262 249H264L263 247H264V243H263V241H264V216L262 215V216H259ZM63 218H64V220H63ZM70 218V219H69ZM84 218V217H83ZM82 218V220L84 221V222H87V220L86 219H88V218H86V216H85V220ZM131 218H130V220H131ZM133 218V219H134ZM182 218H184L185 219V221H187V224L185 223V222H183V224H181V221H182ZM188 218V219H187ZM213 218H215V219H213ZM245 218V217H244ZM258 218L260 219V221L258 220ZM262 218H263V223L261 222V220H262ZM3 219H4V221H3ZM60 219V220H59ZM134 219V220H135ZM187 219V220H186ZM228 219H230V220H228ZM246 219H248V218H246ZM13 220L14 221H16L15 222V224L13 225L12 223H13ZM61 220H63V221H61ZM240 219H238V221H239ZM243 220V219H242ZM59 221V222H58ZM132 221V220H131ZM161 221V222H160ZM170 221V222H169ZM184 221V220H183ZM198 221H199V219H198ZM200 221H201V218H200ZM200 221L198 222L199 224H200ZM202 221V222H203ZM208 221H210V222H212V224L213 225H209L210 223L208 222ZM236 221L235 223H245L244 222V220L243 221ZM160 222V223H159ZM165 222V224H163ZM201 222V223H202ZM203 222V223H204ZM218 222H219V224L220 223H222V224H220V225H218V226H221V227H223V229H217V231H214L213 229L215 228V227H217V224H218ZM225 222V221H224ZM233 222V221H232ZM249 222V221H248ZM254 222V221H253ZM7 223V224H6ZM16 223H18V224H16ZM21 223V224H20ZM46 222H44V224H45ZM167 223V224H166ZM171 223V224H170ZM197 223V224H198ZM229 223V222H228ZM20 224V225H19ZM75 224V223H74ZM157 224V225H158ZM196 224V225H197ZM205 224V223H204ZM225 224H227V222L225 223ZM224 224V225H225ZM249 224V223H248ZM16 225H18V227L16 226ZM154 225H152V227L154 226ZM166 225H167V227H166ZM214 225H216L215 227H214ZM236 225V224H235ZM243 225V224H242ZM246 225H247V223H246ZM259 225V226H258ZM8 228H7V227ZM9 226H10V230H9ZM14 226H16V228L14 227ZM159 226V225H158ZM198 226V225H197ZM238 226H241V224L240 225H238ZM161 227L159 226V229H161ZM166 227V228H165ZM194 227H196V226H194ZM220 227V228H221ZM224 227H227L226 229H224ZM243 227V226H242ZM244 227H245V225H244ZM248 227L250 228V226L248 225ZM255 227V226H254ZM212 228V231L210 230ZM232 228H229L230 230H232ZM237 228V227H236ZM249 228H247L246 227V229H249ZM190 229V228H189ZM228 229V230H229ZM245 231H246V229L245 228H243ZM252 229V231L250 230H248V233H246L245 231V233H243L244 235H248V236H250L249 234V232H255L254 230H255V228L253 229V228H251ZM7 230H8V232H7ZM219 230V231H218ZM220 230H221V232H220ZM11 231V233H9ZM209 231H211V232H214V234L212 235ZM224 231V232H223ZM237 231V232H236ZM256 231H257V229H256ZM263 231V232H262ZM223 232V233H222ZM229 232H231V231H229ZM6 233V234H5ZM17 233V232H16ZM221 233V234H220ZM192 236H191V235ZM217 234H215V236L216 237H218L217 236ZM8 235V236H7ZM203 235V236H204ZM201 236V235H200ZM203 236H201L202 237V239L204 238ZM224 235H222V237H223ZM198 237H195V238H198ZM200 237V238H201ZM225 237H223V239L225 238ZM253 237L255 238V236H250L249 238H250V240L251 241H253L254 242V240H252L253 239ZM257 237V238H258ZM263 237V238H262ZM7 238V239H8ZM179 238H181V239H179ZM194 238V240H192V241H195V243L197 242V241H199V240H196ZM200 238H198V239H200ZM219 238V237H218ZM246 238H248L247 236H246ZM2 239H3V242H1L2 241ZM207 239H204V241H201V244H205V241H208ZM220 239V238H219ZM227 238H225V240H226ZM229 239V238H228ZM232 239V238H231ZM236 239V238H235ZM241 239V240H240ZM256 239V238H255ZM233 240V239H232ZM231 240V242H233ZM238 240V239H237ZM246 240V241H245ZM6 241H8V240H6ZM221 241V240H220ZM223 242V241H222ZM234 242H235V240H234ZM233 242V243H234ZM237 242V241H236ZM255 242H256V240H255ZM177 242H175V244H176ZM193 244H194V242H192ZM191 243V244H192ZM228 243H230V242H228ZM238 243V242H237ZM248 243H249V239H248ZM252 243V242H251ZM199 244H200V242H199ZM198 244V245H199ZM200 244V245H201ZM232 243H230L229 245H227V247H229L230 245H231ZM114 245V244H113ZM113 245H112V247H110V249H111V252L110 253H112V251L114 252V254L116 253L117 254V252H115V251H117V249L116 248H118L116 245H114V247H115V249H114V247H113ZM194 245H196V244H194ZM223 245V244H222ZM225 245V244H224ZM235 245V243L232 245V246H234ZM252 245V244H251ZM251 245H249V247L251 246ZM111 246V245H110ZM202 246H204V245H202ZM232 246H230V247H232ZM239 246V245H238ZM240 246H241V244H240ZM219 247H222V246H219ZM219 247H216V248H213L212 250H209V249H203V251H204V253L203 254H205V256H206V258L207 259H209L210 260V257H211V254H213V252L214 251H216L215 253H216V259H217V251L219 250ZM226 247V246H225ZM226 247V248H227ZM256 247V246H255ZM258 247H256V248H258ZM199 248H201V247H199ZM226 248H223L222 247V249H224V250H228V249H226ZM235 248H237V246L235 245V247L233 248V249H229L227 252L229 253V251L230 250H233V252L235 253V251L236 250H238L239 249V247L234 251V249ZM241 248V247H240ZM243 248V247H242ZM256 248L255 249H253V250H256ZM109 249V248H108ZM108 249H106V250H108ZM109 249V250H110ZM114 249V250H113ZM216 249V250H215ZM218 249V250H217ZM221 249V250H222ZM246 249H247V251H246ZM251 249V250H252ZM199 250V249H198ZM220 250V251H221ZM243 251L244 252V248L243 249H240L239 251ZM194 250H191V251H189V252H192V253H189V254H192L193 255V253L195 254L196 253V255H197V252H193ZM200 251L202 252V249H200ZM210 251H213L212 253L210 252ZM220 251H219V253H220ZM257 251V250H256ZM263 251V252H262ZM153 252H155V250H152V253L151 254H149V253H147L149 256H150V258L152 257V255L154 254ZM226 252V251H225ZM144 254V256L145 255H147V254H145V252H143ZM156 253V252H155ZM199 253V252H198ZM209 255V257L207 256V254ZM218 253V254H219ZM223 252H221L220 253V256H219V258L217 259V260H219V259H221L223 256H224V254L228 257V253H224V254H222ZM108 254H109V252H108ZM203 254H199V255H202V257L204 256ZM223 256H222V255ZM240 253H238V255H239ZM112 255H113V253H112ZM142 253L139 255V257H140V259L138 258V260H141V258H143L142 256ZM147 255V256H148ZM196 255H193V256H195L196 257ZM199 255H197V257H200ZM213 255H215V254H213ZM230 255V254H229ZM231 255H232V251H231ZM109 256V255H108ZM113 256H116V257H118V254L117 255H113ZM113 256H112V258H110L111 259V261H113L114 260V258H113ZM137 256L138 255H136V260H137ZM147 256H146V258H147ZM192 256V257H193ZM205 256H204V258H205ZM236 256H237V254H236ZM236 256L234 255V256H231V258L233 257V258H236ZM241 256V255H240ZM250 256V255H249ZM259 256L261 257V259H259ZM110 257V256H109ZM133 256H131V258H132ZM191 257V256H190ZM221 257V258H220ZM226 257V259L227 260H223V261H227V264H228V262L231 264V262H233L234 260L233 259H231V260H233V261H231L230 260V257H229V259ZM256 257V258H255ZM104 258H107L106 256L104 257ZM131 258H130V261H131V263H132V260H133V258H132V260H131ZM212 258H214V256H212ZM242 258H245V256L243 257L242 256ZM242 258H240L241 260H242ZM263 258V259H262ZM107 259H109V258H107ZM109 259V260H110ZM113 259V260H112ZM207 259H200L201 260V262H199L200 260L199 259H195V260H199V261H197V262H195V264H202V261H205V260H207ZM238 259V258H237ZM240 259H239V261H237V262H241L240 261ZM247 259V258H246ZM258 259H259V261H263V262H259L258 261ZM118 260H121V259H118ZM117 260V258H116V260H115V262H117L118 261ZM124 260V259H123ZM122 260V261H123ZM127 261H128V259H126ZM135 260V255H134V261H136ZM138 260H137V262H138ZM145 260V258H143V260H141V261H139L138 263H140V264H146V261H144ZM147 260V259H146ZM208 260V261H209ZM214 261H215V263L217 262L216 260H215V258L213 259ZM212 260V261H213ZM229 260V261H228ZM121 261V262H122ZM144 261V263H142ZM173 261V260H172ZM190 261V260H189ZM188 260L186 261V263L187 264H192L191 262H192V260H191V262H189ZM214 261H213V263H214ZM231 261V262H230ZM235 261H236V259H235ZM234 261V262H235ZM244 261V260H243ZM246 261H248V260H245L244 262H246ZM119 262V264H120V261H118ZM124 262H126V261H124ZM167 262H169L170 263V261H167ZM167 262H164V263H167ZM174 262H179V263H181V261H174ZM174 262H173V264H174ZM193 262H194V260H193ZM222 262V259H221V261L219 260V262H217L216 264H218V263H220V264H224V263H221ZM127 263V262H126ZM134 264L136 263V262H133ZM147 263H148V261H147ZM154 264V261H151L150 262V264ZM158 262H156L155 264H157ZM175 263V264H176ZM183 264H186L185 262H182ZM181 263V264H182ZM206 263H207V261H206ZM214 263V264H215ZM236 263V262H235ZM243 262H241V264H242ZM248 263V262H247ZM118 264V263H117ZM122 264H125V263H123L122 262ZM128 264H130V263H128ZM149 264V263H148ZM162 264V263H161ZM172 264V263H171ZM178 264V263H177ZM194 264V263H193ZM203 264H205L204 262H203ZM212 264V263H211ZM233 264V263H232ZM238 264V263H237Z\"/></svg>",
    "mask_w": 264,
    "mask_h": 264
}]
</instances>
